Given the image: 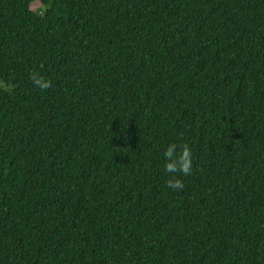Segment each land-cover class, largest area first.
<instances>
[{
	"label": "trees",
	"instance_id": "16d2710c",
	"mask_svg": "<svg viewBox=\"0 0 264 264\" xmlns=\"http://www.w3.org/2000/svg\"><path fill=\"white\" fill-rule=\"evenodd\" d=\"M0 264H264V0H0Z\"/></svg>",
	"mask_w": 264,
	"mask_h": 264
},
{
	"label": "clouds",
	"instance_id": "9594fccd",
	"mask_svg": "<svg viewBox=\"0 0 264 264\" xmlns=\"http://www.w3.org/2000/svg\"><path fill=\"white\" fill-rule=\"evenodd\" d=\"M34 83L39 84L42 89H47L51 86L50 81L42 82L34 79ZM176 145L171 144L164 152L166 158L165 171L168 173H182L183 175H189L192 170L191 151L187 145L182 146V151L179 155L174 157ZM167 185L173 189H182L184 184L182 180L173 178L168 180Z\"/></svg>",
	"mask_w": 264,
	"mask_h": 264
},
{
	"label": "rangeland",
	"instance_id": "374dc122",
	"mask_svg": "<svg viewBox=\"0 0 264 264\" xmlns=\"http://www.w3.org/2000/svg\"><path fill=\"white\" fill-rule=\"evenodd\" d=\"M31 7H32V9H40V10L44 9V5H43V3L41 1L33 2Z\"/></svg>",
	"mask_w": 264,
	"mask_h": 264
}]
</instances>
